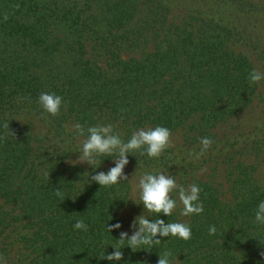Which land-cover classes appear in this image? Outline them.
I'll use <instances>...</instances> for the list:
<instances>
[{
	"label": "trees",
	"instance_id": "obj_1",
	"mask_svg": "<svg viewBox=\"0 0 264 264\" xmlns=\"http://www.w3.org/2000/svg\"><path fill=\"white\" fill-rule=\"evenodd\" d=\"M132 1L0 0V264H157L165 252L171 264H264V225L255 222L264 80L249 81L253 69L264 72V33L255 30L264 0ZM42 92L63 98L58 115L40 107ZM76 123L110 124L124 142L141 128L179 134L158 158L129 152L123 171L198 185L203 212L182 216L177 190L172 215L149 214L130 180L89 183L118 153L97 157L95 169L69 163L84 139ZM201 137L213 142L203 155ZM140 215L186 223L191 238L133 251L119 237ZM77 220L87 231L74 229ZM113 245L124 246L121 260L98 259Z\"/></svg>",
	"mask_w": 264,
	"mask_h": 264
},
{
	"label": "clouds",
	"instance_id": "obj_2",
	"mask_svg": "<svg viewBox=\"0 0 264 264\" xmlns=\"http://www.w3.org/2000/svg\"><path fill=\"white\" fill-rule=\"evenodd\" d=\"M7 20V15L4 17ZM264 80V72L253 69L249 73L250 83H258ZM63 98L54 93L42 92L38 98V104L43 111L51 116H56L60 113ZM9 129V123L4 125ZM72 131L77 135L84 137L79 150V155L75 160L69 159L71 164L86 163L95 169L94 163L97 157H113L115 158V166L111 167L106 173L103 171L95 174L88 173L89 183L97 182L100 187H110L123 181L129 180L124 174V167L129 163L127 154L129 152L143 150L141 154H146L149 158H158L162 152L170 146V130L167 127L156 126L155 128H141L133 131L130 139L127 142L122 141L118 134L113 133L112 125H97L85 128L76 123L72 126ZM87 133V135H85ZM12 134H14L12 132ZM212 140L208 137H201V152L203 155L212 145ZM73 161H75L73 163ZM87 173V172H86ZM49 175V174H46ZM139 203L143 204L144 212L149 214L155 213L170 216L177 208V200L171 197L173 191L178 190V201L182 205L180 214L182 216L199 215L203 212V204L199 202L200 188L198 185L192 184L187 188L177 184L175 178L164 173L152 174L145 173L139 180ZM56 195L63 201L60 188H56ZM135 202V201H134ZM137 203V202H135ZM137 203V204H139ZM255 222L264 225V201H261L255 213ZM74 229L87 231V225L83 220H77L73 225ZM121 228V224L107 225V230L112 232L113 229ZM132 234L121 232L119 241L123 245L127 241L133 251L139 249L142 245L159 244L162 238L177 237L183 240L191 238V227L186 223L181 222H165L163 219L149 220L148 217L140 215L136 217L131 225ZM216 232L215 226L209 228V234L214 235ZM159 236V238H157ZM115 251L109 254H99L98 259H107L108 261H119L123 258V252L120 250L124 246L113 245ZM264 255V253H261ZM170 253L165 252L159 254L157 264H171L169 260Z\"/></svg>",
	"mask_w": 264,
	"mask_h": 264
},
{
	"label": "rangeland",
	"instance_id": "obj_3",
	"mask_svg": "<svg viewBox=\"0 0 264 264\" xmlns=\"http://www.w3.org/2000/svg\"><path fill=\"white\" fill-rule=\"evenodd\" d=\"M107 1H113L114 2V4H115V2H117V1H121V2H124V3H126L127 2V0H107ZM176 1H178V3H176L178 6H181L182 5V0H176ZM185 1H187V0H185ZM132 4H134V0L132 1ZM182 8V7H181ZM182 10V12H184L183 10L184 9H181ZM232 11V10H231ZM176 13H179V11H176ZM255 30L256 31H258V32H262V33H264V26H260V27H258V26H256V28H255ZM244 52L246 53V54H249V51H247L246 50V48H244ZM250 52H252V51H250ZM252 59H253V55H252ZM258 109L257 108H255L254 110H252V112L249 114L250 115V118H252V117H257L258 116ZM178 141H180V138H179V134H171L170 135V142L172 143H174V144H177L178 143ZM115 166V163L113 164V165H111V167H114ZM126 169H128V167H127V164L125 165V167H124V170H126ZM126 175L128 176V178H129V180H130V182H132V185H133V189L136 191V189L138 188L137 187V185H138V180H139V178H140V176H139V173H137V172H133V171H128L127 173H126ZM135 191H134V193H135ZM130 212V211H129ZM129 214V213H128ZM125 216H127V215H125Z\"/></svg>",
	"mask_w": 264,
	"mask_h": 264
}]
</instances>
